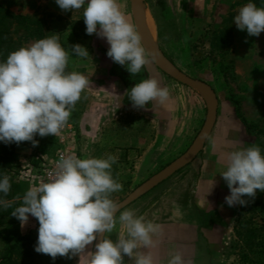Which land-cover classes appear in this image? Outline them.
<instances>
[{
    "label": "clouds",
    "instance_id": "9594fccd",
    "mask_svg": "<svg viewBox=\"0 0 264 264\" xmlns=\"http://www.w3.org/2000/svg\"><path fill=\"white\" fill-rule=\"evenodd\" d=\"M55 2L65 12L83 8L86 34L106 39L107 56L130 74L140 73L149 63L150 53L142 43V34L121 10L118 0ZM234 23L249 36L258 37L264 32V7L247 3L239 8ZM70 54L82 59L89 57L87 49L79 44L71 46L69 53L53 34L10 52L0 62V141H30L35 147L39 143L34 139L37 134L57 137L61 133L89 86L84 74L67 71ZM128 97L133 108L146 110L150 101L163 105L170 91L149 77L135 84ZM212 146L215 147V141ZM116 162L117 157L111 154L104 158L61 154L48 181L29 187L22 197L0 199V207L5 211L11 208V216L19 220L22 228L29 215L38 220L34 250L53 261L57 257L85 255L86 246L102 236L95 244L96 251L89 252L88 264H124L125 256L133 264H154L150 249L156 247L153 236L160 232V225L146 221L133 210L121 211L113 201L112 194L123 190L112 174ZM226 165V170L219 174L230 190L225 197L229 207L246 206L255 199L257 190L264 192V154L258 145L253 143L228 153ZM10 190V178L4 175L0 179V193L7 196ZM118 222L126 234H118L113 242L104 234L113 233ZM168 264H184L182 254L176 252Z\"/></svg>",
    "mask_w": 264,
    "mask_h": 264
},
{
    "label": "rangeland",
    "instance_id": "374dc122",
    "mask_svg": "<svg viewBox=\"0 0 264 264\" xmlns=\"http://www.w3.org/2000/svg\"><path fill=\"white\" fill-rule=\"evenodd\" d=\"M150 1L152 4L145 0V11L153 21L155 39L160 48L187 75L213 87L219 99L218 120L205 149L193 163L124 210H133L137 216L142 215L146 221L152 220L153 223L177 222L196 213L201 227L198 264H264V192L257 190L254 200L246 206L239 205L237 218L228 209H221L218 199L211 200L205 212H197L192 196L193 190L202 181V169L206 164L213 165L220 155L226 158L228 153L247 148L253 143L260 147L259 138L247 129L242 119L264 129V32L258 37L249 36L246 30H239L234 23L239 8L253 1ZM118 3L131 15L130 0H118ZM9 5L14 13L42 20L45 27L59 37L61 46L69 53L71 46L94 37V34H86L83 8L65 12L55 0H13ZM29 35L24 26L15 25L13 37L22 46L36 41ZM86 49L89 56L96 53L91 46ZM117 68L119 74L124 76L123 67L118 65ZM70 70L69 62L67 71ZM197 115L196 111L189 115L187 111L182 113L175 122L177 128L174 129L173 145L167 146L163 153H152L145 162L140 161L143 155L140 152L131 155L130 159H123L115 152L109 153L117 157V162L112 166L113 177L123 185L122 191L111 196L115 203L123 201L191 147L205 123L207 109L203 120H195ZM195 122L198 127L192 129L189 124ZM34 139L39 142L38 146L33 147L30 141L17 144L22 169L34 168V161H44L55 148L54 135L40 137L37 134ZM212 141H215V147ZM1 144L2 141L0 153ZM261 150L264 154V150ZM74 155L86 158L77 148ZM224 184L227 185L226 182ZM243 198L249 199L247 196ZM37 226L38 220L31 215L23 228L19 222L20 231L33 237L37 234ZM118 234H126L119 222L114 232L106 236L115 242ZM94 244L95 241L86 246L85 255L78 254L71 259L64 257L62 264H88L89 252L93 253ZM124 264L133 262L125 256Z\"/></svg>",
    "mask_w": 264,
    "mask_h": 264
},
{
    "label": "crops",
    "instance_id": "0c3cea01",
    "mask_svg": "<svg viewBox=\"0 0 264 264\" xmlns=\"http://www.w3.org/2000/svg\"><path fill=\"white\" fill-rule=\"evenodd\" d=\"M121 10L134 23L132 13L130 15L124 6ZM79 45L85 48L91 46L93 51L96 49V53L86 59L75 56H70L69 59L70 71L80 72L89 79V86L82 92L68 122L75 134L76 148L86 158H104L115 152V155L119 154L123 159H130L131 155L140 152L143 154L140 161L145 162L152 153H163L167 146L173 145L176 134L174 129L177 128L175 122L177 123L182 113L187 111L189 115L196 111L198 115L195 120L204 119L207 109L204 95L176 83L150 59L136 75L130 74L122 66L124 76H121L117 68L119 64L106 54L109 48L106 39L94 34L91 40H82ZM149 77L157 79L161 87H168L170 97L163 105L158 101H150L146 110L135 109L128 97V91ZM185 96L188 98L185 99ZM189 126L193 129L198 127V123ZM226 166V158L220 155L216 163L203 167L202 181L192 192L197 212H205L209 202L218 199L221 209H228L232 216L238 217L239 205L229 207L225 203V197L230 195V190L219 173L226 170ZM196 215L193 213L194 217L177 222L154 223L161 228L153 236L154 241H157L156 247L150 249L154 264H168V260L176 252L182 254L184 264H198L201 227Z\"/></svg>",
    "mask_w": 264,
    "mask_h": 264
},
{
    "label": "trees",
    "instance_id": "16d2710c",
    "mask_svg": "<svg viewBox=\"0 0 264 264\" xmlns=\"http://www.w3.org/2000/svg\"><path fill=\"white\" fill-rule=\"evenodd\" d=\"M12 1L0 0V62L5 61L10 52L22 47L21 42L13 37L15 25L24 26L30 32L29 38L34 40L53 35V32L45 27V23L42 20L12 12L9 7ZM252 1L257 6L264 7V0ZM148 2L150 3L151 1L148 0ZM151 9L156 18L153 5H151ZM239 115L241 116L240 113ZM242 122L248 130L255 133L259 138L261 141H259L260 148L264 150V129H261L256 124H250L244 119H242ZM16 147V143L5 144L2 142L1 144L0 179L7 175L10 178L11 190L7 196L0 193V199L12 200L17 195L22 197L29 187L36 186L18 178L26 169L21 168L19 162L21 155L17 152ZM54 151L55 148L52 155ZM40 163L41 161H34L32 164L38 166ZM16 203L18 204L19 201ZM11 211V208L5 211L0 207V264H62L64 257H57L53 261L50 256L37 253L34 250L38 239L39 223L37 234L34 237L29 234H23L20 231L19 220L11 216Z\"/></svg>",
    "mask_w": 264,
    "mask_h": 264
},
{
    "label": "water",
    "instance_id": "95a60500",
    "mask_svg": "<svg viewBox=\"0 0 264 264\" xmlns=\"http://www.w3.org/2000/svg\"><path fill=\"white\" fill-rule=\"evenodd\" d=\"M130 6L133 22L138 26L143 37L142 43L144 44L146 50L150 53L149 59L160 71L165 73L176 82L194 89L204 95L207 101V117L198 137L193 142L191 147L182 156L177 158L157 174L153 175L151 178L137 187L132 193H130L123 201L119 202L118 205L120 206L121 211L197 159V157L205 149L206 143L216 127L219 109V99L213 87L208 83L198 81L183 72L165 55V53L160 48L157 39L152 41L149 35H147L144 29L142 18V10H147L145 8V0H130ZM118 214L119 213H117V215ZM101 238L102 236H98L95 244L99 243ZM95 244L93 253L96 251Z\"/></svg>",
    "mask_w": 264,
    "mask_h": 264
},
{
    "label": "built area",
    "instance_id": "2783aa9c",
    "mask_svg": "<svg viewBox=\"0 0 264 264\" xmlns=\"http://www.w3.org/2000/svg\"><path fill=\"white\" fill-rule=\"evenodd\" d=\"M74 131L71 125H66L61 133L55 136V151L52 156L44 159L38 166L32 169L24 170L19 179L38 186L41 182H46L49 179V174L53 173L56 168V163L61 154H74L76 150V140Z\"/></svg>",
    "mask_w": 264,
    "mask_h": 264
},
{
    "label": "bare ground",
    "instance_id": "6f19581e",
    "mask_svg": "<svg viewBox=\"0 0 264 264\" xmlns=\"http://www.w3.org/2000/svg\"><path fill=\"white\" fill-rule=\"evenodd\" d=\"M142 18H143L145 32L147 33V35H149V37L153 41L155 39V28L149 13L145 11V9L142 10Z\"/></svg>",
    "mask_w": 264,
    "mask_h": 264
}]
</instances>
